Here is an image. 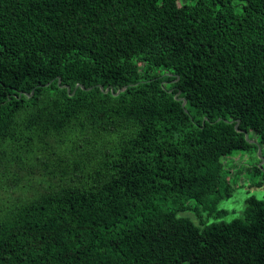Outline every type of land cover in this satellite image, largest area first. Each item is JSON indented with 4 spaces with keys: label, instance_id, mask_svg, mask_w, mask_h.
Returning <instances> with one entry per match:
<instances>
[{
    "label": "trees",
    "instance_id": "trees-1",
    "mask_svg": "<svg viewBox=\"0 0 264 264\" xmlns=\"http://www.w3.org/2000/svg\"><path fill=\"white\" fill-rule=\"evenodd\" d=\"M250 130L264 0H0V264H264L263 199L182 215Z\"/></svg>",
    "mask_w": 264,
    "mask_h": 264
},
{
    "label": "rangeland",
    "instance_id": "rangeland-1",
    "mask_svg": "<svg viewBox=\"0 0 264 264\" xmlns=\"http://www.w3.org/2000/svg\"><path fill=\"white\" fill-rule=\"evenodd\" d=\"M186 1L188 4L195 2V0ZM248 135L250 141L257 145V151L254 146L249 150L237 149L223 159L227 162L226 167L229 169L227 179L230 196L220 200L212 209L190 200L188 202L190 209L182 215L190 217L196 223L230 222L244 215L247 200L250 197L255 196L264 200V144L254 130H250Z\"/></svg>",
    "mask_w": 264,
    "mask_h": 264
},
{
    "label": "water",
    "instance_id": "water-1",
    "mask_svg": "<svg viewBox=\"0 0 264 264\" xmlns=\"http://www.w3.org/2000/svg\"><path fill=\"white\" fill-rule=\"evenodd\" d=\"M79 86H80V84H77L76 87H79ZM81 87H83V86H81ZM126 87H127V86H125L124 88H120V89L117 90V91H115L114 88H110V87H108V88L105 89V92H108L109 90H111L112 93H114V94H119V93L122 92ZM101 88L103 89L102 86H101ZM69 90H70V88H68V91H69ZM33 92H34V91H32L31 94H33ZM179 94H180V91H179L178 94L176 95V98H178V99H183V104H182V105L185 107V106H186V103H187V99H186V98H179ZM236 128L238 129V123L236 124ZM245 137H246V139H249V135H248V133H245ZM259 152H261V151L259 150Z\"/></svg>",
    "mask_w": 264,
    "mask_h": 264
}]
</instances>
